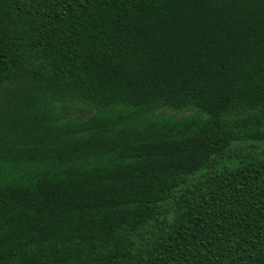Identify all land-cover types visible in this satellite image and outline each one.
Listing matches in <instances>:
<instances>
[{"label": "trees", "instance_id": "1", "mask_svg": "<svg viewBox=\"0 0 264 264\" xmlns=\"http://www.w3.org/2000/svg\"><path fill=\"white\" fill-rule=\"evenodd\" d=\"M264 0H0V264H264Z\"/></svg>", "mask_w": 264, "mask_h": 264}, {"label": "rangeland", "instance_id": "2", "mask_svg": "<svg viewBox=\"0 0 264 264\" xmlns=\"http://www.w3.org/2000/svg\"><path fill=\"white\" fill-rule=\"evenodd\" d=\"M248 145H251V146L254 145V146L257 147V149L254 151L256 154L264 151V143H259V144H257V143H250ZM259 157L264 158V155H259Z\"/></svg>", "mask_w": 264, "mask_h": 264}]
</instances>
